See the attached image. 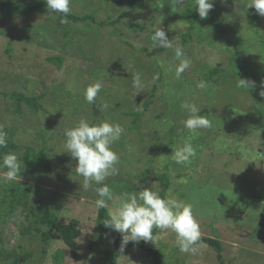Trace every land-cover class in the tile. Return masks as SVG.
Wrapping results in <instances>:
<instances>
[{
	"label": "rangeland",
	"instance_id": "1",
	"mask_svg": "<svg viewBox=\"0 0 264 264\" xmlns=\"http://www.w3.org/2000/svg\"><path fill=\"white\" fill-rule=\"evenodd\" d=\"M41 1L44 0H38ZM72 1L76 2L71 3L72 11L77 14L94 13L97 20L105 24L110 18H117L125 10V4L115 2ZM213 2L214 7L207 18L212 15L218 17L223 32L217 30L214 37L208 35L209 43H199L195 38L194 43L188 46L185 52L182 51L183 56L191 58V61L201 60L209 67L221 63L225 70L235 69L238 63L236 58L240 60L245 58L250 60L245 64L249 71L259 73L264 70V46H262L264 16L260 15L259 26L254 29L251 27V20L243 12L244 8H248L250 0H213ZM85 4L88 5L86 10ZM181 5L186 7V2L182 1ZM125 16L124 21H121L117 28L96 26L90 29L83 24L73 25L75 36L71 45L67 47L64 45L63 33L55 32L56 28L60 31L67 23L62 14H49L47 8L37 13L15 15L11 18H3L0 14V89L3 92H20L26 96L44 95L40 103L46 111V113L40 111L32 114L23 104L22 113H19L12 99L0 94V131L18 127L15 139L21 146L28 142L41 143L40 130L44 131L45 141H48L50 146H57L55 150L65 152L68 158L65 164L76 172V160L66 152L64 146L65 129L74 127L81 118L87 119L91 124L94 119L97 123L105 120L119 123L123 126L124 133L112 145L119 155V162L116 164L118 172L109 176L104 183L110 187L114 196L139 191L142 187L152 188L160 193V182L154 180V174H150L147 178L140 176L146 171L148 160H152V166L157 173L165 172V167L170 162V153L163 154L157 148L152 150L140 142L143 137L149 141V144L152 141L155 144L164 137L168 125L164 122L161 123L162 126L147 123L153 114L155 117L162 115L160 107L158 104L154 105L143 118L141 136H138L134 129L129 131L131 120L122 112L142 109L143 102L158 80L157 75L152 74L154 64L145 53L140 52L141 47L147 43L145 39L148 32L153 34L160 27L166 32L174 46L170 50L172 53L165 57L170 63L175 58V47L180 46L179 34L184 32L188 25L180 20L168 18L158 11L150 10V5L145 9L129 10ZM47 21L51 23L50 26L45 24ZM133 26L136 29L132 28ZM32 27H37L38 31ZM256 30L259 31L258 34ZM11 42L12 51L8 54L7 50ZM124 42L130 44L126 45ZM53 57L64 58L61 67L48 60ZM100 64L102 72L99 73L97 69ZM191 66L194 67L196 64ZM135 73L141 76L142 91L132 86V77ZM96 82L102 83L103 87L95 103L89 104L85 100L84 92L89 85ZM167 88L165 83L160 88L158 97H162V93L165 96ZM206 92L207 90H204L196 96L198 106L207 104L208 100H211V104H215V108H212V119L233 127V131L227 132L226 135L234 145L231 142L227 145L220 143L219 147L223 148L217 147L218 155L215 158L210 157V153L205 155V150L198 153L197 159L190 158L189 166H181V171L185 174L182 178L178 176L177 168L170 167L167 172L172 184L167 192V198H175L193 205V213L199 222L201 237H214L215 232L212 230H217L224 245L225 264H264V229L254 236L248 235L254 233L255 227L264 219V202L259 198L250 200V197H247L249 202L244 204L242 200L243 193H245L243 196H251L248 193H251L255 187H264V165L257 161V151L262 152L264 156V136L260 135V131L249 130L251 124L255 123L257 127H264V97L258 98L254 92L235 90L227 82H223L214 91L212 99ZM104 103L108 108L101 111L98 106ZM241 117L247 122L244 128H249L246 136L248 139H245L244 147L237 149L233 148L238 146L236 137L242 133L236 131L234 123L242 122ZM125 135H129V142L135 149L131 150L129 156H125V149L120 153L114 148L118 142L123 143ZM198 135L203 134L198 133ZM181 146L178 144L175 149ZM230 149L242 152L241 160L228 156ZM260 159L264 162V157ZM237 171L242 174L241 177L222 176L226 180L224 189L210 183H219L218 173L233 174ZM212 172H215L213 179L209 178ZM258 172L261 177H258ZM70 174L66 170H59L50 176L40 174L39 181H33V184L50 191L49 194H44L50 202H60L59 210L64 223L74 218L80 220L83 235L78 241L79 253L85 260L75 261L70 249L58 238H53L45 244L40 235L22 236L19 231L22 217L18 211L9 220L7 226H2L0 223V236L9 251L16 249L20 253L34 252V256L27 264H57L54 255L59 250L65 251L62 264H100L103 259L88 249L97 226L98 209L95 207V201L98 199L96 192L98 185L92 183L85 190L82 187L83 177L74 173L76 175L70 178ZM244 176L251 178L253 188L250 189L244 184L242 180ZM120 178L122 181L117 180ZM28 181L32 182L30 179ZM211 187L213 189H210ZM182 193L188 194L185 199L180 197ZM260 196H264V192ZM118 204V200L109 201L108 208L114 210ZM54 205L58 206L57 203ZM235 216L245 217L235 222ZM148 244L154 248L164 247L163 251L172 255V249H175L176 245V234L171 231L164 234L160 230L155 243L148 242ZM239 249L244 251L243 257L239 256L236 263H232ZM179 256L182 261L184 260L181 264H219L216 253L208 246L198 247L195 253L189 252ZM147 260L150 263L145 252L132 249L121 258L120 264H148Z\"/></svg>",
	"mask_w": 264,
	"mask_h": 264
},
{
	"label": "trees",
	"instance_id": "2",
	"mask_svg": "<svg viewBox=\"0 0 264 264\" xmlns=\"http://www.w3.org/2000/svg\"><path fill=\"white\" fill-rule=\"evenodd\" d=\"M87 1V0H86ZM101 0H99L100 2ZM108 2H115L119 4H125L124 13L118 15L117 18H110L107 24L99 22L95 17L94 13H76L71 11L67 16L63 15V18L67 22L59 31L57 28L55 30L56 33H63L64 35V45L70 46L71 41L74 38L75 34L73 33V25H85L90 29H94V27H105V26H114L117 28L118 24L121 21H124L125 14L130 10H139L145 9L150 5V10L158 11L159 13L165 14L168 18H173L176 20H180L188 25L187 29L180 33L181 42L179 45L183 52H185L188 46L194 43L195 38L199 40V43H209V36L214 37L217 30H223L220 28L221 23L218 17L210 16L206 19H201L198 12L195 8V0H182L186 2V7L182 6V2H178V0H102ZM32 2V3H31ZM76 3V2H71ZM47 8L46 1L38 2V0H0V14L3 18H11L15 15H26L37 13L40 11H44ZM85 10L88 8V5H84ZM244 14L249 17L251 20V27L257 29L259 26V17L260 15L256 12L255 8H244ZM60 19V18H59ZM59 19H57L59 21ZM47 26H50L51 23L47 21L45 23ZM233 24V23H232ZM98 27V28H99ZM222 27V26H221ZM34 30L38 31L37 27H32ZM132 28L136 29L135 26ZM142 30L144 28H141ZM99 30V29H98ZM148 31V30H147ZM258 30H256V34H258ZM117 32H115L116 34ZM118 34V33H117ZM197 37H195L196 35ZM152 35L148 32L146 37V45L141 47L140 52H143L147 55L148 58L154 64L152 74L158 77L157 83L153 84L152 90L148 94V98L143 102L142 109L134 110L132 109L130 112L123 111L122 114L130 119V127L129 131L136 130L138 136L142 135L141 129L143 124V118L145 115L152 109V107L158 104L160 107L162 115L160 117H155L153 114L147 123H152L155 126H162V122L165 125H168L169 128L165 132L163 138L157 139L158 142L155 144L153 141L149 144L145 138H141L140 142L146 145L147 148L154 149L157 148L160 152L170 153L169 159L170 162L165 167V172H156V169L152 166V160H148L147 169L140 176L147 178L150 174H154V180L160 182V195L162 197H167V192L171 187V179L170 175L167 172L170 167L177 168L179 170L178 176L182 178L183 174L181 166H189L191 161L178 164L172 156V151L175 149L176 145H184L191 144L195 149V155L191 157L195 160L198 158V153H201L205 150V155L210 153V157H216L218 154L217 147H219L220 143H226V145L231 142L234 145V142L229 140L226 135L227 132L233 131V127L227 126V123L219 122L218 120H213V109L215 108V104H211V100L207 101V104L203 103L200 107L197 103V95L201 94L202 91L207 90L206 93H209V96L214 98V91L220 87L223 82L229 83L230 87H233L238 91H249V93H256V96L260 98L259 95V87L255 90L253 89H245L237 87L238 81L240 78H247L250 80H254L259 85L261 80H264V70H261L259 73H253L249 71L245 64L250 62L249 59H239L236 58L238 63L235 69L225 70L223 69L221 63L215 67H209L205 62H200L198 60H193L186 56H182L180 59L187 58L191 61V65H195L194 67L190 66L181 76L180 78H176L175 70L178 64L180 63V59L173 60V62L168 63L165 60V57L168 54L172 53L170 50L163 47L155 46L154 48L150 47L153 44ZM209 35V36H208ZM169 38V37H168ZM126 45L130 44L129 42H124ZM12 42L7 50V53L10 54L12 49ZM179 46V47H180ZM264 46V43H262ZM190 55V54H189ZM50 62L58 64V67H61V64L64 60L63 57H53L48 59ZM97 71L102 72V66L99 65ZM96 72V75H98ZM203 81L205 84L204 88H199L197 85ZM165 83H167V94L164 96L162 93V97H158V93L160 88H162ZM0 94L7 98H11L14 101V106L17 108L19 113H22V106L25 104L32 114H37L40 111L46 113L43 105L40 103V100L44 95L41 96H26L20 92H3L0 89ZM196 94V95H195ZM196 98V99H195ZM195 103L200 109V114L205 116L211 123V127L205 129H198L196 131H190L184 127L183 121L188 118L189 113L182 107L185 103ZM133 105V104H132ZM211 109V110H210ZM156 118V119H155ZM242 122L234 123L236 131L242 133L237 136L236 143L238 146L233 148H241L244 147V141L247 138L248 129L244 128L247 125V122L244 118H240ZM92 124H96V119L93 120ZM254 126V127H253ZM249 127V126H248ZM254 128V129H252ZM253 131H260V135L264 136V127H257L256 123L251 124L250 129ZM18 127L7 128L4 132L7 133L8 144L5 148H0V163H2L3 156L9 152H14L20 164V172L17 178L10 182L0 181V223L2 226H7L9 220L16 215L18 211H20V215L22 217V222L19 227L20 234L22 236H41L42 241L45 244H48L53 238L60 239L68 249L71 251L72 258L77 261H84L85 258L79 253V244L78 241L82 237L83 232L81 229L80 220L74 218L68 223H64L61 220L60 214V202H50L49 198L44 196V194H49L50 191L47 189H41L37 184H33L34 182H38V177L40 174H45L50 176L57 171H69L70 178L72 175H76V172H73L70 166H67L65 162L68 158L63 151L55 150L57 146H50L48 141H45L44 131L40 130L39 137L41 138V143H32L28 142L25 145L21 146L20 143L15 139L17 136ZM127 130V132L130 134ZM198 133H202L203 135L199 136ZM52 136V135H51ZM226 137V138H224ZM248 139V138H247ZM156 141V140H154ZM225 145V146H226ZM153 146V147H152ZM129 142V135H125L123 139V143H117L114 147L118 152L122 153L121 150L125 149V156H129L131 154V150H135L134 147ZM208 151V152H207ZM242 152L233 151L230 149L228 152V156L234 157V159L241 160ZM262 152L257 151V161L264 165V162H261L260 159L262 156ZM196 158V159H197ZM264 161V160H263ZM213 162V161H212ZM219 163V162H218ZM220 164V163H219ZM182 166V167H183ZM2 171H7V169H3ZM76 173V174H74ZM215 172L209 174V178L212 177ZM228 172V174L222 172L218 173L219 183L210 182L211 184H217L220 188H226V175H232L234 177H241L242 174L234 172L233 174ZM262 175L258 172V177ZM184 178V177H183ZM28 179L32 180L29 182ZM211 179V180H212ZM117 180H121L117 179ZM124 180V179H123ZM222 180L223 183H222ZM244 184L247 185L250 189L253 188V183L250 177L244 176L242 178ZM210 181V179H209ZM95 184V183H93ZM225 185V186H224ZM97 186V185H96ZM98 185L97 187H99ZM210 189H213L211 187ZM238 189V188H236ZM222 190V189H221ZM264 192V187L259 186L255 187L250 194L251 196H243L242 200L244 204H248L247 197H250V200L254 198H259L264 202V196H260V194ZM187 193H182L180 197L185 199ZM258 196V197H256ZM99 198V197H98ZM58 204L55 207L54 204ZM97 226L94 231V237L91 243L88 246L90 252H93L95 255L103 257V259L99 262L100 264H120L121 258L130 252L132 249H139L146 253V258L150 260L148 264H181L184 262L180 259L181 252L177 244L175 245V249H172V255L164 252V247L162 248H154L153 246H149L148 243L144 241H140L139 243H128L127 246L121 251V234L119 232L113 231L111 228L106 227L104 225V221L109 218V208L106 209H98L97 213ZM245 216H235L234 221L237 222L239 219L244 218ZM264 229V219L260 225L255 227L254 233H248L249 237L254 236L256 233H260ZM155 233H160L159 229L153 230ZM214 237H201L199 242L202 246L210 247L217 255V260L219 264H225L224 261V245L221 242V238H219L217 230L214 231ZM154 233V234H155ZM158 237V236H157ZM198 246V247H202ZM167 247V246H166ZM197 247V248H198ZM167 249V248H165ZM236 253V257L233 259L232 263H236L237 259L243 257L244 251L238 250ZM169 252V250H168ZM168 255V256H167ZM34 256L33 251H27L25 253H20L16 249L13 251H9L6 249L4 245V241L0 236V264H27V262ZM65 251L59 250L55 253L54 259L57 264H62L64 262ZM94 259V258H93ZM103 261V263H102ZM87 263V262H86Z\"/></svg>",
	"mask_w": 264,
	"mask_h": 264
},
{
	"label": "clouds",
	"instance_id": "3",
	"mask_svg": "<svg viewBox=\"0 0 264 264\" xmlns=\"http://www.w3.org/2000/svg\"><path fill=\"white\" fill-rule=\"evenodd\" d=\"M72 0H46L49 14L71 13ZM182 2V0H178ZM195 8L201 19H206L210 10L214 7L213 0H195ZM254 7L256 12L264 16V0H250L248 8ZM154 46L172 49L173 43L166 32L160 27L152 35ZM175 56L180 59L183 56L182 49L175 47ZM191 66L189 59H180L176 67L175 76H180ZM133 88L142 91L143 84L139 73L133 74ZM103 85L100 82L89 85L85 92V100L93 104L101 91ZM197 87L204 88L201 81ZM237 87L245 89H257L259 95L264 97V81L259 85L254 80L240 78ZM101 111L108 108L106 103L98 106ZM182 107L189 113L188 118L183 121L184 127L190 131L211 127L210 121L200 114L201 109L195 103H185ZM124 128L119 123H112L107 120L91 124L85 118L72 128L65 129V149L76 160L75 171L83 177L82 187L87 190L92 183L102 185L96 188L98 199L95 201L97 209L108 208V202L118 200V206L109 209V218L103 223L106 227L121 234V251L128 243H155L160 233L154 229H160L161 233L167 231L176 234V244L181 252L195 253L201 240V230L198 220L193 213V205L175 198L162 197L160 193L152 188L142 187L141 190L124 193L114 196L110 187L104 181L111 175L118 172L116 164L119 162V155L112 145L117 142ZM7 133L0 131V148L7 147ZM195 155V149L191 144L173 149L172 156L176 163L183 164L190 161ZM0 181L10 182L17 178L20 172L18 157L14 152L3 156L0 163ZM155 233V234H154Z\"/></svg>",
	"mask_w": 264,
	"mask_h": 264
}]
</instances>
